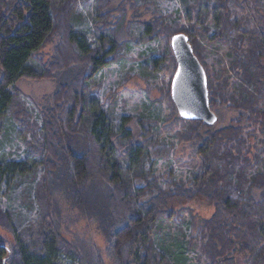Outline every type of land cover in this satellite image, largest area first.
<instances>
[{"label": "trees", "instance_id": "obj_1", "mask_svg": "<svg viewBox=\"0 0 264 264\" xmlns=\"http://www.w3.org/2000/svg\"><path fill=\"white\" fill-rule=\"evenodd\" d=\"M79 1L0 0V127L8 116L23 126L31 160L1 159L0 180L29 178L28 202L37 210L18 233L10 214L0 209V226L14 238L11 245L0 239V264H105V259L172 264L155 245L165 223L181 233L179 226L186 224V245L206 264H264V171L256 169L259 159L264 161V0H182L187 26L161 14L141 23L138 42L156 43L148 66L166 63L168 70V81L159 89L158 102L168 111L162 121L100 109L89 84L121 58L123 14L111 25V10L104 12L109 0H93L102 34L89 41L75 24ZM135 24L127 23L129 37ZM179 34L188 38L205 70L211 111L237 113L228 125L216 128L217 119L208 125L179 117L170 96L176 69L170 40ZM54 39V56L43 62L38 53ZM212 46L226 48L216 67L205 60ZM59 76L48 107L38 111L40 123L25 120L31 115L16 83ZM166 132L188 150L195 172L162 187L145 160L150 149L164 150ZM253 189L260 190L259 200L251 196ZM57 196L96 226L103 251L67 238ZM201 204L213 210L209 218L194 212Z\"/></svg>", "mask_w": 264, "mask_h": 264}, {"label": "rangeland", "instance_id": "obj_2", "mask_svg": "<svg viewBox=\"0 0 264 264\" xmlns=\"http://www.w3.org/2000/svg\"><path fill=\"white\" fill-rule=\"evenodd\" d=\"M109 3V9L104 10V12L111 10V12L108 11V15H110L108 23L117 25L116 20L119 14H123L124 25L120 29L121 37L119 36L118 41L119 43L125 42V44L120 52L121 58L105 66L91 81L89 93L97 98L100 109L114 113L115 116L130 119L144 116L158 118L162 121L168 114L165 105L158 102L160 99L159 89L168 81L166 63L160 68H150L148 56L155 50L156 43L138 42L137 35L139 32L142 33L141 25L144 22L153 20L159 14L171 15L173 20L187 26L188 22L182 12V0H131L129 2L109 0ZM132 4H134L133 7ZM120 7L121 12L118 11ZM76 13L80 16V19H76V27L85 32L89 41H93L102 34L99 31L102 19L97 16L93 0H80ZM131 22L136 24L129 29L131 33V37H129L126 27L127 23ZM207 24L209 25L211 22L208 21ZM56 43L57 39H54L39 51L38 56L43 62L49 61L54 56ZM208 51L209 54L205 60L210 67H216V61L226 54L225 47L212 46L208 48ZM61 78L59 76L56 80H19L16 83L15 86L24 96L26 108L31 115L25 120L40 123L38 111L43 107H48L49 98L57 90ZM216 114V128L228 125L231 120L237 117L236 112L226 109H220ZM129 127L134 129V124L131 123ZM161 139L165 143L164 150L155 153V147L150 149L145 160V167L151 168L154 174L160 176L159 182L162 187L167 186L170 182L185 181L195 172L194 165L188 160V150L186 151L182 145L177 143L172 133H163ZM27 141L28 134L24 131L23 126L8 116V119L3 120L0 127V160L2 159L4 163L23 161L30 164L31 160L27 158ZM166 148L168 152H166ZM261 159L258 161L259 166L256 164V169L264 171V161L261 162ZM36 170L38 175L40 172L38 168ZM30 181L26 176L12 177L8 184L0 180V209L10 214L11 221L18 233L21 227L22 229L29 227L37 213L35 205L28 202L31 200L33 187L32 181ZM251 193L255 200H259V189H253ZM55 199L61 209L62 217L65 219L63 225L67 230L65 231L67 238L69 240L73 238L85 240L90 247L93 245L95 250L103 251L104 240L96 226L92 222L82 219L78 212L71 208L62 197L57 196ZM194 208V212H198L203 218H209L213 213V210L204 204L195 205ZM186 226V224L179 226L181 233L175 224L165 223L161 234H157L155 237L156 248L164 252L171 259L172 264H180L181 261L182 264H206L204 257H199L196 249L192 250L187 247L188 230ZM0 239L11 245L14 238L0 226ZM63 261L64 264H72L71 261ZM104 263L112 264L106 259Z\"/></svg>", "mask_w": 264, "mask_h": 264}, {"label": "water", "instance_id": "obj_3", "mask_svg": "<svg viewBox=\"0 0 264 264\" xmlns=\"http://www.w3.org/2000/svg\"><path fill=\"white\" fill-rule=\"evenodd\" d=\"M170 48L176 69L170 85V96L181 119L212 125L216 116L209 107L205 70L183 35H174Z\"/></svg>", "mask_w": 264, "mask_h": 264}]
</instances>
